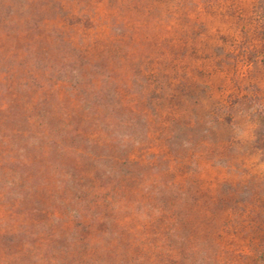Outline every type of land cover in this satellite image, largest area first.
<instances>
[{
	"label": "rangeland",
	"instance_id": "rangeland-1",
	"mask_svg": "<svg viewBox=\"0 0 264 264\" xmlns=\"http://www.w3.org/2000/svg\"><path fill=\"white\" fill-rule=\"evenodd\" d=\"M81 260L264 264V0H0V264Z\"/></svg>",
	"mask_w": 264,
	"mask_h": 264
},
{
	"label": "trees",
	"instance_id": "trees-1",
	"mask_svg": "<svg viewBox=\"0 0 264 264\" xmlns=\"http://www.w3.org/2000/svg\"><path fill=\"white\" fill-rule=\"evenodd\" d=\"M67 176L68 179L72 180L76 178L77 174L69 170ZM97 178L103 183V185H105V189L102 191H95L83 185H71L69 188L72 189L71 191H73L75 193V196L79 197L81 201L79 212L85 215H89L92 218L101 220L102 216H104L103 208L106 206H113V202L117 201L118 197L121 196L118 193L119 190L117 187L121 183L120 181L122 178H120L114 172L110 173L105 170L99 171L97 173ZM78 179L81 182L85 181V179L82 178ZM80 232H85V229H75L74 231L65 232L62 235V239L67 240L63 244H61V246H63V249L68 255L70 252L74 251L73 249L76 248L77 244H75V241H77V239L79 238ZM75 260L78 261V257L71 256V258H68V262L70 263ZM79 264H85V260H81Z\"/></svg>",
	"mask_w": 264,
	"mask_h": 264
}]
</instances>
